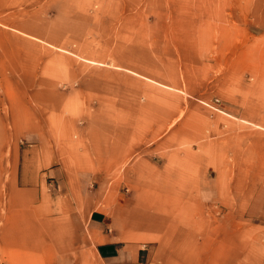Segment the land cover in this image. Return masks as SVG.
<instances>
[{
	"label": "rangeland",
	"instance_id": "obj_1",
	"mask_svg": "<svg viewBox=\"0 0 264 264\" xmlns=\"http://www.w3.org/2000/svg\"><path fill=\"white\" fill-rule=\"evenodd\" d=\"M117 199L143 264H264V0H0V264H104Z\"/></svg>",
	"mask_w": 264,
	"mask_h": 264
},
{
	"label": "crops",
	"instance_id": "obj_2",
	"mask_svg": "<svg viewBox=\"0 0 264 264\" xmlns=\"http://www.w3.org/2000/svg\"><path fill=\"white\" fill-rule=\"evenodd\" d=\"M85 186V184H84ZM80 183V189H83ZM210 193H205L208 196ZM117 203L96 208L90 212L88 224L90 230L99 239L95 255L104 264H143L150 260L145 245H138L135 240L126 238L129 223L136 226L135 210L125 208ZM102 202L100 198L98 203Z\"/></svg>",
	"mask_w": 264,
	"mask_h": 264
}]
</instances>
